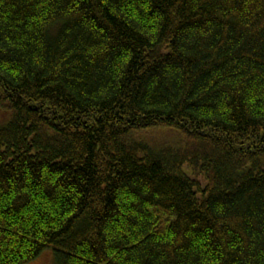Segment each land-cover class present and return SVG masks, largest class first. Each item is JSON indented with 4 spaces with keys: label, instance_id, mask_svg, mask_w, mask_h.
Returning <instances> with one entry per match:
<instances>
[{
    "label": "trees",
    "instance_id": "16d2710c",
    "mask_svg": "<svg viewBox=\"0 0 264 264\" xmlns=\"http://www.w3.org/2000/svg\"><path fill=\"white\" fill-rule=\"evenodd\" d=\"M0 109V264H264V0H0Z\"/></svg>",
    "mask_w": 264,
    "mask_h": 264
},
{
    "label": "rangeland",
    "instance_id": "374dc122",
    "mask_svg": "<svg viewBox=\"0 0 264 264\" xmlns=\"http://www.w3.org/2000/svg\"><path fill=\"white\" fill-rule=\"evenodd\" d=\"M4 113H8L6 116ZM12 118L11 111L0 109V126H5ZM139 142H146L152 147H163L166 145L179 146L184 143L183 135L172 128L154 127L144 129L134 133ZM30 264H53V254L51 250H47L42 256Z\"/></svg>",
    "mask_w": 264,
    "mask_h": 264
}]
</instances>
